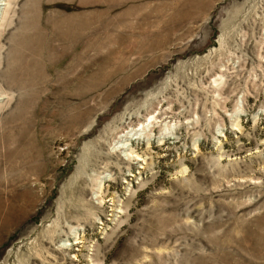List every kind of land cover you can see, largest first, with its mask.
Returning a JSON list of instances; mask_svg holds the SVG:
<instances>
[{"label": "rangeland", "instance_id": "374dc122", "mask_svg": "<svg viewBox=\"0 0 264 264\" xmlns=\"http://www.w3.org/2000/svg\"><path fill=\"white\" fill-rule=\"evenodd\" d=\"M4 3L0 264H264V0Z\"/></svg>", "mask_w": 264, "mask_h": 264}, {"label": "bare ground", "instance_id": "6f19581e", "mask_svg": "<svg viewBox=\"0 0 264 264\" xmlns=\"http://www.w3.org/2000/svg\"><path fill=\"white\" fill-rule=\"evenodd\" d=\"M4 2H5V0H0V12L3 11L5 8H7V6L9 5V3L6 4ZM132 133H129L126 136H123L122 138L127 141V139H133L135 136H139L136 133L134 135ZM127 146H128V144H121V146H118V148H119V150L120 149L125 150Z\"/></svg>", "mask_w": 264, "mask_h": 264}]
</instances>
